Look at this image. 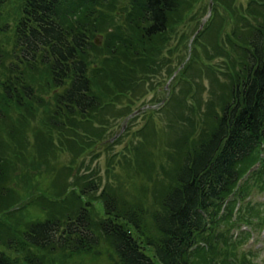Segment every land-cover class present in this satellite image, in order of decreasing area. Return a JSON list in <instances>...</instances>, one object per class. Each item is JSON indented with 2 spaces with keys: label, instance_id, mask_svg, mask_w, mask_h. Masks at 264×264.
<instances>
[{
  "label": "trees",
  "instance_id": "16d2710c",
  "mask_svg": "<svg viewBox=\"0 0 264 264\" xmlns=\"http://www.w3.org/2000/svg\"><path fill=\"white\" fill-rule=\"evenodd\" d=\"M115 1L24 0L13 50L7 51L10 42L1 37L4 30L0 31V122L7 116L2 125L14 109L34 117L38 105H43L49 109L43 125L59 126L76 156L86 148V139L94 144L101 140L103 134L86 125L97 121L102 123L100 131L107 129L105 115L116 117V105L158 71L174 26L183 18L178 17L181 0H131L127 7L119 5L118 16L111 14ZM252 1L264 4V0ZM8 2L0 0V24ZM250 12L257 14L255 9ZM115 23L121 26L110 29ZM263 23L246 28L245 38L238 36L243 54L223 72L232 84L224 88L229 92L222 90L217 106L209 104V130L197 135L198 142L192 146L191 135L186 136L188 147L180 151V163L172 171L159 162L158 182L165 180L168 186L151 218L155 231L146 223L148 208L121 201L122 185L99 193L100 184L84 178V183L74 184L73 191L58 194L52 191L51 181L28 185L16 179L21 173H27L28 179L34 174L35 178L51 177L46 163L30 166V161L34 167L43 160L40 152L30 158L19 154L13 162L9 159L10 164L0 154V191L5 192L0 198L6 201L1 214L11 211L15 228H19L15 234L8 230L4 237L0 235V264H61L64 260L72 264L88 255L106 257L109 264H253L241 261L235 253L251 233L234 239L228 230L240 224L253 231L264 228L262 203L250 202L234 214L252 185L264 190ZM97 35H105L106 43L98 46ZM210 41L213 48L216 43ZM174 51L171 48L168 53ZM176 51L179 55L183 46ZM34 74L46 77L41 89L36 88ZM40 92L52 93V101ZM193 107L202 118L207 114L199 112V103ZM130 108H123L119 115L125 116ZM77 117L85 122L84 133H79ZM40 141L37 137L36 142ZM140 174L148 176L142 169ZM133 176L129 174L131 184ZM97 193L103 215H94L88 202ZM24 200L37 204L46 217L29 222L23 218L20 225L19 212L11 208ZM8 221V217L0 218V234Z\"/></svg>",
  "mask_w": 264,
  "mask_h": 264
},
{
  "label": "rangeland",
  "instance_id": "374dc122",
  "mask_svg": "<svg viewBox=\"0 0 264 264\" xmlns=\"http://www.w3.org/2000/svg\"><path fill=\"white\" fill-rule=\"evenodd\" d=\"M181 1L182 7L178 17L182 15L183 18L179 20L180 24L174 26L167 46L168 50L166 49L164 53L166 56L164 62L139 90L132 92L116 105L119 112L116 117L107 112L105 118L108 121L104 123L107 124V129L100 131L102 123L97 121L91 126L86 125L93 132L103 134V137L101 140L99 138L96 144L86 139V148H82L80 155L76 156L66 144L65 135H62L63 131L59 130V126L43 125L44 113L49 110L46 106L38 105L39 109L34 117L31 113L18 109L8 112L7 123L2 125L7 116L0 122V154L4 156L3 159H7L10 164V160L13 162L19 154L30 158L31 154L40 152L43 160L34 164V167H32L33 162L30 161V166L37 168L42 163H46L51 174V177L41 178H35L36 174H34L28 179L24 176L27 173H21L17 180L28 185L32 182L36 183L37 180H41L45 185L51 181L52 191L58 194L63 190L73 191L74 184L84 183V178L93 179L100 184L97 190L99 193L106 187L122 185L120 192L124 197L121 201L148 208L146 223L150 230L155 231L151 229L154 228L151 218L153 212L160 208L161 199L168 186L165 180L158 182V173L161 172H159V162L169 165L168 168L172 171L180 163L182 157L178 158L180 151L188 147L184 144L186 136L191 135L192 146L194 142H198L197 135L209 130L206 125L209 104L214 102L213 108L217 106L222 92L226 93L228 90L224 89L225 86L232 84L229 75L223 72L228 71L231 60L238 62L242 56L243 50L239 41L246 37L249 27L264 22V5L251 0ZM130 2L131 0H116L112 4L115 11L111 14L117 15L115 12H119V5L127 7ZM23 3L24 0H9L6 5L0 31L4 30L1 37L10 42L7 51L15 47L14 31L21 16L19 11ZM254 9L257 14L250 12ZM117 25L121 26L120 23H115L110 29L113 30ZM199 33H202L201 41L196 42L195 38ZM95 40L98 46L106 43L105 35H97ZM182 40H185L184 43ZM210 40L216 43L213 48L214 42ZM217 41H219L218 46ZM231 42L237 43V46L232 45ZM178 46H183V51L179 55L176 51ZM171 48L175 51L168 53ZM34 77L37 78L36 88L41 89L46 77L38 74H34ZM39 95L52 101L53 95L50 92H40ZM198 103L199 112L207 113L203 118L193 107ZM128 105H131V108L125 110V116L119 115ZM181 113L182 116L177 118ZM76 119L79 133H84L82 123L85 122L79 117ZM94 128H97V131H94ZM37 137L43 141L36 142ZM108 142L111 143L110 146H107ZM69 168H72V171H69ZM137 168H140L139 171L136 170ZM141 169L148 176L145 177L144 174L141 176ZM42 171H45V167ZM129 174L136 175L133 176V184ZM20 186L23 188L22 183ZM16 192L20 190L16 189ZM0 193L4 196L5 192L0 191ZM99 193L89 201L86 200L91 202L94 215L104 214L102 201L98 198ZM0 199V218H9V221L3 224L5 230L0 234L4 237L8 230H12L15 234L19 228H15L16 218L14 214L10 216L11 211L1 214L6 201L5 198ZM250 202L253 205L264 204V190L252 185L249 195L240 201L234 214H237L239 208L245 209ZM31 203L29 200H24L21 204H12L11 210L19 212L20 225L24 224L23 218L25 222H29L46 217L47 214L37 204ZM24 206L29 207L24 210ZM232 219L235 220V216ZM244 231H249V227L240 224L239 228L228 230V235L236 239ZM235 253L241 261L264 264V228L261 230L256 228L251 237L245 238L242 245L238 246ZM109 262L106 261V257L97 258L92 255L72 260V264H109ZM61 264H66L65 260Z\"/></svg>",
  "mask_w": 264,
  "mask_h": 264
}]
</instances>
